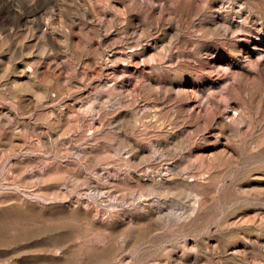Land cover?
Instances as JSON below:
<instances>
[{
    "label": "rangeland",
    "instance_id": "1",
    "mask_svg": "<svg viewBox=\"0 0 264 264\" xmlns=\"http://www.w3.org/2000/svg\"><path fill=\"white\" fill-rule=\"evenodd\" d=\"M0 264H264V0H0Z\"/></svg>",
    "mask_w": 264,
    "mask_h": 264
}]
</instances>
